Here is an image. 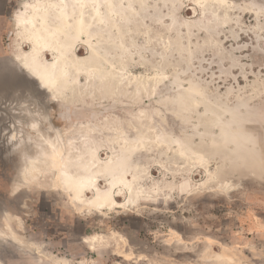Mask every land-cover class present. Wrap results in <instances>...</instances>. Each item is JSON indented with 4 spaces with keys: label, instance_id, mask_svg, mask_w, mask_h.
<instances>
[{
    "label": "rangeland",
    "instance_id": "1",
    "mask_svg": "<svg viewBox=\"0 0 264 264\" xmlns=\"http://www.w3.org/2000/svg\"><path fill=\"white\" fill-rule=\"evenodd\" d=\"M203 1L0 0L1 264H264V0Z\"/></svg>",
    "mask_w": 264,
    "mask_h": 264
},
{
    "label": "bare ground",
    "instance_id": "2",
    "mask_svg": "<svg viewBox=\"0 0 264 264\" xmlns=\"http://www.w3.org/2000/svg\"><path fill=\"white\" fill-rule=\"evenodd\" d=\"M205 1H211V2H214V3H218L220 5H226L228 3L227 0H204L203 2H205ZM229 4H232V3H229ZM29 8L31 9L32 12L30 13V15H28V19L30 21L29 24H28V28L30 30L32 29L34 31V33H33L34 37L31 38L30 40H31V42H34L33 45H35L36 47H39L40 49H47L50 46L49 42H47V41H45L44 39L41 38V31H45L46 32L48 27L50 26L49 22L52 21V20L54 22L58 21V22L62 23L61 30L62 29H64V30L68 29L69 30L70 28L74 29L73 31H74V35L76 37H80L82 31L84 30V20L81 18V16L78 17L77 20H75V21L73 20L74 23L73 22L70 23V20H72V17H71V15H69L68 13H66L64 11L65 10L64 7H61V6L59 7L56 4L55 5H53V4H45L43 6V4H41L40 2H37L34 5L29 6ZM94 15L97 17L99 22L102 20L101 19V15H100L99 12L94 11ZM25 24H26L25 22H21L19 26L23 27V26H25ZM36 24L40 25V27L36 28V26H35ZM61 33L64 35V37L66 39H70V37L72 36V35H69V31L67 33H64L63 31H61ZM46 34H48V33H46ZM48 36H49L48 38H50V37L52 38L53 34L50 33V35H48ZM32 39H33V41H32ZM36 53H38V52H37V50L34 49L32 51V55H35ZM15 60L18 61L19 59L16 58ZM20 63L22 64L21 66L23 67L25 72L28 73L29 75H31L32 78H34L40 84V86L49 94L51 92V90H52V87H53V83L52 82L54 80L50 81L48 75L42 74L39 70L32 68V66L29 67L28 64H26V62L24 63L22 61ZM80 184H83V182H81ZM81 188H82V185H81ZM6 225H7V223H6ZM22 239L20 240V244L23 245V247H24V244H25V246H28L29 245L28 241H22ZM33 254H36V257H37V259L39 261L44 259V257H45V256L43 257L39 253H37L36 250L33 252ZM123 257H124V259H128L129 258L127 256V254L123 255Z\"/></svg>",
    "mask_w": 264,
    "mask_h": 264
},
{
    "label": "trees",
    "instance_id": "3",
    "mask_svg": "<svg viewBox=\"0 0 264 264\" xmlns=\"http://www.w3.org/2000/svg\"><path fill=\"white\" fill-rule=\"evenodd\" d=\"M11 80H12V79H11ZM11 80H10V81L8 80V81L6 82V86H7V87L9 86V88L16 87V85H15V84H16V80H14V79H13L12 81H11Z\"/></svg>",
    "mask_w": 264,
    "mask_h": 264
},
{
    "label": "crops",
    "instance_id": "4",
    "mask_svg": "<svg viewBox=\"0 0 264 264\" xmlns=\"http://www.w3.org/2000/svg\"><path fill=\"white\" fill-rule=\"evenodd\" d=\"M262 138H264V136H263ZM258 164H259V163H258Z\"/></svg>",
    "mask_w": 264,
    "mask_h": 264
},
{
    "label": "water",
    "instance_id": "5",
    "mask_svg": "<svg viewBox=\"0 0 264 264\" xmlns=\"http://www.w3.org/2000/svg\"><path fill=\"white\" fill-rule=\"evenodd\" d=\"M24 72H25V70H24Z\"/></svg>",
    "mask_w": 264,
    "mask_h": 264
}]
</instances>
